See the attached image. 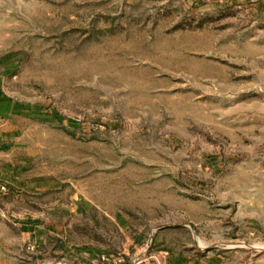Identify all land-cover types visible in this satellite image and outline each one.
<instances>
[{"label": "rangeland", "instance_id": "1", "mask_svg": "<svg viewBox=\"0 0 264 264\" xmlns=\"http://www.w3.org/2000/svg\"><path fill=\"white\" fill-rule=\"evenodd\" d=\"M0 264H264V0H0Z\"/></svg>", "mask_w": 264, "mask_h": 264}]
</instances>
